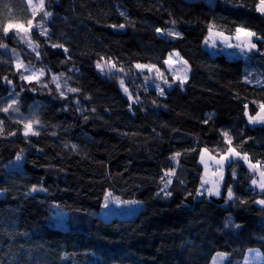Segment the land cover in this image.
<instances>
[{
    "label": "trees",
    "instance_id": "16d2710c",
    "mask_svg": "<svg viewBox=\"0 0 264 264\" xmlns=\"http://www.w3.org/2000/svg\"><path fill=\"white\" fill-rule=\"evenodd\" d=\"M43 3L37 22L46 32H32L34 51L14 26L29 21L28 4L0 0V101L17 81L18 109L37 113L49 148L37 150L24 125L0 109V264H212L217 254L244 264L251 250L264 255V205L257 203L264 192L243 165L245 155L264 164V125L249 124L264 105L260 0ZM237 29L260 38L245 60L228 63L204 49L212 30L235 36ZM175 52L192 75L162 98L137 65L164 68ZM16 55L43 73L42 82L25 79ZM229 148L241 158L226 171L224 202L199 197L202 151L222 157ZM17 155L25 158L21 168ZM83 163L106 165L108 174L90 179ZM108 192L140 204L137 216L95 217L88 209H103ZM59 212L69 214L68 229L52 227Z\"/></svg>",
    "mask_w": 264,
    "mask_h": 264
},
{
    "label": "rangeland",
    "instance_id": "374dc122",
    "mask_svg": "<svg viewBox=\"0 0 264 264\" xmlns=\"http://www.w3.org/2000/svg\"><path fill=\"white\" fill-rule=\"evenodd\" d=\"M28 4V17L29 21L26 24H15L16 28L22 32L24 36V42L25 45L30 47L31 50H36V43H34V40L31 36L32 32L37 31L39 34L43 35L46 32V28L44 25V22H37L39 18V12L42 11L44 7H40L41 0H25ZM194 1V0H189ZM208 3L211 6H214L217 0H207ZM44 2V0H43ZM264 6L260 4L258 7V11L261 14H264V11H260V8ZM127 19L129 20V17L127 16ZM251 32V31H250ZM247 33L249 31L241 29L235 36H228L220 31L212 30L208 36L207 40L205 41L203 47L205 50H209L212 56L219 57L224 56L228 63L234 62V61H241L245 60L248 55L251 53H254L258 51V45L256 44L257 40H260L259 37L252 36L248 37ZM253 33V32H251ZM254 43L256 45L255 48H251L250 50V43ZM5 53H8V50L5 49ZM261 56L264 57L263 53H261ZM17 58V68L20 70H23L25 72V76L27 79H29L32 82H42L43 73L39 71H34L33 69L26 68L24 66V63L22 59L16 55ZM143 66V65H142ZM103 69V67H102ZM137 71L147 72L149 75L146 77L145 85L149 90L156 91L158 95H160L162 98H166V92L167 90L172 89L175 85L181 84V81H183L182 84H185L191 77V66L188 62H185L181 56L175 52L170 54L169 58L165 61V67L160 68L158 66H150V65H144V67L136 69ZM103 70L100 69V72ZM57 80V84L59 87H63L62 82L60 81V78L55 77ZM159 85V87H157ZM11 91H13L12 94H10L8 97L0 101V109L3 110L5 108L8 109V112L12 113V116L15 120L19 121L23 125L25 124H31L32 130L37 135L29 134V136H32L34 138V144L37 150H43L46 151L49 148L44 146L41 143L40 140V133L39 130L41 128L40 123L37 121V113L32 112L29 116H24L22 112L18 109L19 106V96L22 93L19 88V84L17 81L10 83ZM124 88L123 92L124 94L129 97L132 101H134L133 97H131L130 93L125 91ZM161 89H163V95H161ZM261 112V111H260ZM256 117V116H255ZM249 124H251L253 127L256 125H264V123H252L249 120ZM28 136V135H27ZM81 136L86 137L85 139L88 141H93L91 137H89L87 134L82 133ZM235 149V148H232ZM59 154H62L63 157L68 158L69 155L65 153L64 151H58ZM235 152L238 153V151L235 149ZM22 159L20 161H17L15 163L17 167L21 168L23 162H24V156H21ZM248 159L243 160L244 167H247L249 171L255 175L256 177V184H253V188L259 189L261 192H264V190H261L259 184L262 180V177L260 176L261 172H264V164L263 165H256V167L252 164L250 157L247 156ZM200 166L202 169H204V173L202 176V185L199 192V197L203 196L207 198L210 201H217V202H224L222 199H220L223 195V184H224V178L226 176V171L228 169V166H230L234 161L239 160L241 157L236 156L235 154L229 153V151L224 154L222 157H216L213 154H211L207 149H204L200 156ZM231 161V163H229ZM83 165L86 168V174L90 179H93L94 177H99L101 179L105 178V176L108 174V167L105 165H90L88 163H83ZM249 165H253L254 167H250ZM254 172V173H253ZM177 186V185H176ZM180 187V185H179ZM41 185L38 184L36 186L35 190H40ZM181 189V188H180ZM178 189V190H180ZM209 190H211L212 194H209ZM181 192V190H180ZM111 196L108 200L105 201V204L107 203V207H104L101 210H92L88 209L91 212H93L94 216L102 218L105 222H111L118 219L123 220H129L133 217L137 216L139 213L140 204H138L136 201L123 200L120 196L113 195L112 192ZM107 193V194H108ZM218 193V194H217ZM232 195L229 197L228 200L233 198V192H231ZM5 196V192L0 190V200ZM117 198L118 201L117 202ZM126 202H135V203H126ZM185 202H187L190 205H193L194 199L191 197H188L185 199ZM181 199L177 200L176 205H180ZM53 223L52 227L60 230L68 229V221L70 219L69 214L66 212L63 213H56V215L53 216ZM228 260V255H222L217 254L212 264H226ZM244 264H264V255L256 250L249 251V255L245 261Z\"/></svg>",
    "mask_w": 264,
    "mask_h": 264
},
{
    "label": "snow or ice",
    "instance_id": "6c2138e0",
    "mask_svg": "<svg viewBox=\"0 0 264 264\" xmlns=\"http://www.w3.org/2000/svg\"><path fill=\"white\" fill-rule=\"evenodd\" d=\"M261 4L264 5V0H261ZM40 7H41V8L43 7V0H41ZM260 11H264V6H262V7L260 8ZM45 15H46V16H50L51 13H47V12H46ZM9 27H11V25H9L8 27H5V28H4V32H5V34H7V32L9 31ZM120 27H124V26H123V25H120ZM237 31L239 32V31H241V29H237ZM157 32H160V29H157ZM168 35H179V34H178V33H172V32H169ZM247 36H248V37L255 36V33H251V32H249V33H247ZM249 43H250V50H251V48H255V47H256V45H255L254 43H251L250 41H249ZM0 46H3V45H0ZM57 46H59V45H54V47H57ZM61 47H62V46H61ZM65 51H66V50H65ZM113 67H115V65H113ZM137 67H138V68H141V67H144V66H142V65H137ZM97 68H100L101 70H103V69H102V66H101L99 63L97 64ZM25 79H27V77H25ZM53 79H56V78L54 77ZM182 83H183V81H181V84H182ZM121 84L123 85V81H121ZM157 87H159V85H157ZM70 91H76V89H70ZM125 91H127V89H125ZM161 95H163V89H161ZM245 108H247V105H245ZM260 108H261V112H260V113H257V116H256V117H249L250 122H252V123H257V122H259V123H264V105H261ZM3 111L7 112L8 109L5 108V109H3ZM24 128H25V132H24V135H25V136H27V135H29V134H32V135H37V134H38V133H36V132H34V131L32 130V125H31V124H25V125H24ZM14 134H15V133H13V135H14ZM224 135L227 137L228 134H227V133H224ZM228 143L231 144V140H230V139L228 140ZM229 153L235 154L236 156H239V155H240V153L235 152V149H232V148H229ZM177 155H179V154H177ZM21 159H22V157H21L20 155H17L16 160H17V161H20ZM243 159L247 161V159H248L247 155H245V156L243 157ZM229 163H231V161H229ZM249 166H250V167H254L253 165H249ZM166 175H169V174L166 173ZM260 176L262 177V180H261L259 186H260L261 190H264V172H261V173H260ZM169 183H170V181H169ZM252 183H253V184H256L257 181L253 180ZM167 187H168V185L165 184V189H166ZM165 189H161V191L164 192L165 195H171V193H170V192H166ZM33 191H35V188L33 189ZM209 194H212V193H211V190H209ZM217 194H218V193H217ZM231 195H232V193H231V191L229 190V197H231ZM110 196H111V193L106 194L105 199L108 200ZM117 202H119V201H118V198H117ZM126 203H135V202H126ZM257 203L260 204V205H264V200L257 201ZM107 206H108V205H107V203H106V204H105V207H107Z\"/></svg>",
    "mask_w": 264,
    "mask_h": 264
},
{
    "label": "built area",
    "instance_id": "2783aa9c",
    "mask_svg": "<svg viewBox=\"0 0 264 264\" xmlns=\"http://www.w3.org/2000/svg\"><path fill=\"white\" fill-rule=\"evenodd\" d=\"M263 53V55H264V52H262Z\"/></svg>",
    "mask_w": 264,
    "mask_h": 264
}]
</instances>
